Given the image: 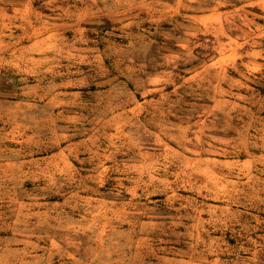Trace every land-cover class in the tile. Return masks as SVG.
<instances>
[{
    "label": "clouds",
    "instance_id": "obj_1",
    "mask_svg": "<svg viewBox=\"0 0 264 264\" xmlns=\"http://www.w3.org/2000/svg\"><path fill=\"white\" fill-rule=\"evenodd\" d=\"M264 0H0V264H264Z\"/></svg>",
    "mask_w": 264,
    "mask_h": 264
},
{
    "label": "rangeland",
    "instance_id": "obj_2",
    "mask_svg": "<svg viewBox=\"0 0 264 264\" xmlns=\"http://www.w3.org/2000/svg\"><path fill=\"white\" fill-rule=\"evenodd\" d=\"M261 23H264V21H261Z\"/></svg>",
    "mask_w": 264,
    "mask_h": 264
}]
</instances>
